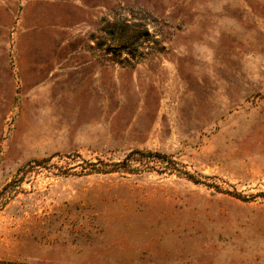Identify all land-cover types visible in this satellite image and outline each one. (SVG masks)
Instances as JSON below:
<instances>
[{
  "label": "rangeland",
  "instance_id": "374dc122",
  "mask_svg": "<svg viewBox=\"0 0 264 264\" xmlns=\"http://www.w3.org/2000/svg\"><path fill=\"white\" fill-rule=\"evenodd\" d=\"M0 264H264V0H0Z\"/></svg>",
  "mask_w": 264,
  "mask_h": 264
},
{
  "label": "trees",
  "instance_id": "16d2710c",
  "mask_svg": "<svg viewBox=\"0 0 264 264\" xmlns=\"http://www.w3.org/2000/svg\"><path fill=\"white\" fill-rule=\"evenodd\" d=\"M127 160L131 161V160H133V158L128 156Z\"/></svg>",
  "mask_w": 264,
  "mask_h": 264
}]
</instances>
